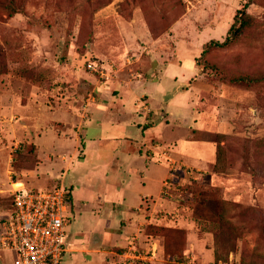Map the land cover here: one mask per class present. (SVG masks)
<instances>
[{
  "label": "rangeland",
  "instance_id": "obj_1",
  "mask_svg": "<svg viewBox=\"0 0 264 264\" xmlns=\"http://www.w3.org/2000/svg\"><path fill=\"white\" fill-rule=\"evenodd\" d=\"M10 3L0 0V223L13 208L11 182L73 189L66 240L89 249L97 209L82 175L93 151L81 164L74 143L49 130L64 128L50 112L111 106L112 95L124 104L131 83L159 82L165 71L138 101L149 111L144 134L158 177L168 169L170 184L141 214L164 231L129 247L148 253L146 264H264V0H13L14 13ZM243 5L250 26L201 56L225 39ZM238 77L260 82L242 86ZM107 118L87 126V138L109 136ZM51 153L72 156L70 165L58 170ZM126 251L79 253L75 264H123ZM0 264L13 255L0 252Z\"/></svg>",
  "mask_w": 264,
  "mask_h": 264
},
{
  "label": "crops",
  "instance_id": "obj_2",
  "mask_svg": "<svg viewBox=\"0 0 264 264\" xmlns=\"http://www.w3.org/2000/svg\"><path fill=\"white\" fill-rule=\"evenodd\" d=\"M163 77H165V71L159 78V82ZM159 82L131 83L130 93L124 104H118L112 95L111 106L109 103L89 107L81 106L79 109L74 108V111L65 112V115L60 116L55 111L50 112L51 117L61 122L64 128L54 129L53 127L49 130L53 132L60 144L74 143V154L81 152L78 159L84 160L81 164L86 163L84 151L90 149L93 151L92 161H90L91 170L82 175V185L86 188L88 199L97 209L95 232L98 233V239L88 247L89 249H76L72 242L65 240L66 250L59 264L65 260L66 256L69 257L70 264H75V256L79 253L102 252L101 254L104 255L117 256L128 248L132 241L141 242L143 240V226L146 224L145 217L141 214L143 204L146 201H156L160 197L168 169L163 176L158 177L157 160L155 161L152 155L156 147L147 140L144 134V128L149 122L147 111L141 108L142 103L139 104L138 101L140 97L150 98L147 94L148 89L157 88ZM107 113L106 122L108 128L111 129L108 130L109 136L87 138L86 127L93 124L102 125ZM133 127H137L142 132L141 140L130 131ZM36 137L34 143L39 158L40 147L36 139L40 135L37 134ZM47 154L42 159L39 158L43 164L47 162L45 158ZM51 154L56 159H60L58 170L62 165H70L72 156L64 153H60V157L54 153ZM153 184L158 186L155 200L151 192ZM2 192L5 193V190ZM73 196L74 191L71 189L70 212L74 205Z\"/></svg>",
  "mask_w": 264,
  "mask_h": 264
},
{
  "label": "built area",
  "instance_id": "obj_3",
  "mask_svg": "<svg viewBox=\"0 0 264 264\" xmlns=\"http://www.w3.org/2000/svg\"><path fill=\"white\" fill-rule=\"evenodd\" d=\"M141 103L148 113L146 103ZM162 155L167 157L165 152ZM11 186L13 208L0 223V252L11 253L13 264H59L66 250L70 190H33L22 182H12ZM164 187H170L167 180ZM150 250L155 256V246ZM147 254H137L128 247L123 264H146L151 260Z\"/></svg>",
  "mask_w": 264,
  "mask_h": 264
},
{
  "label": "trees",
  "instance_id": "obj_4",
  "mask_svg": "<svg viewBox=\"0 0 264 264\" xmlns=\"http://www.w3.org/2000/svg\"><path fill=\"white\" fill-rule=\"evenodd\" d=\"M10 1L11 3H10L9 8L14 13L16 11L13 5V0H10ZM245 9H246V5H243V7L236 12L234 23L231 25V27L227 31L225 39L221 42L220 41H210L209 43L205 44L201 56L206 54L209 50L222 49V48L228 47L239 35L243 33V31L246 28L250 26V21L245 13ZM235 81L236 83L242 86H250L251 84H256L257 82H260L259 79H252L248 77H238L236 78ZM150 230H155V232L164 231V229L162 228H154L148 225L143 228V233H145L146 236H150Z\"/></svg>",
  "mask_w": 264,
  "mask_h": 264
}]
</instances>
